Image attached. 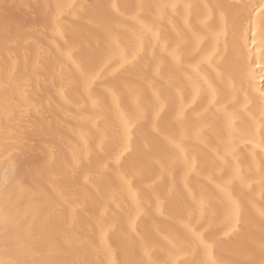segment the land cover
Masks as SVG:
<instances>
[{
    "label": "bare ground",
    "instance_id": "obj_1",
    "mask_svg": "<svg viewBox=\"0 0 264 264\" xmlns=\"http://www.w3.org/2000/svg\"><path fill=\"white\" fill-rule=\"evenodd\" d=\"M4 2L13 5L7 23L17 31L20 46L6 50V21L0 14V261H147L142 242L127 236L128 219L136 215L140 204L153 208L151 216L137 217L138 231L151 237L147 243L153 264H180L186 259L199 264L202 252L177 254L167 243L193 216L192 226L201 233L211 232V239L218 241L213 250L218 264H245L250 256L258 258L264 241L260 215L264 209V151L257 147L264 136V0H0ZM189 21L198 26L195 36L184 31ZM144 24L159 33L162 44L172 43L178 32L185 37L184 68L174 79L189 74L194 78L198 68L216 89L218 103L209 93L196 107L193 97L198 100L199 96L191 89L186 99L184 90L174 89L175 112L183 102L184 123H173L174 112L154 137L135 135L131 159L122 168L105 167L116 164V155L121 162L130 155L115 137L107 155L97 159L90 151L92 166L76 171L72 165L81 151V134L99 120L90 104L69 90L76 66L87 55L93 58L90 70L97 80L118 77L123 63L120 55ZM109 32L120 52L106 51L104 36ZM25 51L33 59H43L48 68V83L31 88L28 97L41 106L39 113L19 101L26 79L23 71L13 81L14 87L5 91L16 54L23 57ZM152 54L149 48V59ZM209 54L211 59H205ZM156 55H161L159 48ZM170 73L171 69H165V81ZM118 82L122 87L117 100L113 103L109 98L112 107L105 109L114 126H118L117 110L127 111L139 93L160 87L150 78ZM166 138L182 143L184 151L177 155ZM185 157L193 171L185 167ZM225 160L232 165L229 175L239 167L245 177L243 185L236 181L228 186V191L243 199V217L230 224L227 200L221 193L208 202L201 227V191L211 187L213 175L219 177ZM103 172L107 178L98 174ZM124 175L133 185L131 193L121 188ZM157 202L162 215L156 210ZM140 212L143 216V208Z\"/></svg>",
    "mask_w": 264,
    "mask_h": 264
},
{
    "label": "snow or ice",
    "instance_id": "obj_2",
    "mask_svg": "<svg viewBox=\"0 0 264 264\" xmlns=\"http://www.w3.org/2000/svg\"><path fill=\"white\" fill-rule=\"evenodd\" d=\"M13 5L4 2L0 3V14L5 18L4 26V41L5 48L8 51H13L20 46L17 37V31H15L8 23V13ZM62 6L57 5V8ZM141 8L145 7L143 5ZM152 7V6H147ZM264 10V5H261ZM208 27V25H205ZM197 25H193L190 21L185 26L184 31L191 33L193 36L197 33ZM104 42L106 45V51L108 53L120 52L119 44L115 41L113 35L109 32L104 36ZM187 46L185 37L181 33H176V39L172 43H161L159 33L155 31L153 27L147 24L141 26L139 34L129 40V43L125 45L120 60L123 61L121 65V71L118 77L112 79H101L97 80V76L93 73L91 65L93 64V58L90 56L81 57L80 63L76 66L74 72V78L72 79L69 90L81 97L85 101V105L91 106V111L96 113L99 117L96 125L90 127L87 133H82L80 137L81 151L76 154L73 158V168L76 171H83L92 166L93 160L89 152H95L97 159L103 158L108 154V147L112 139L119 137L123 150L129 152V157L125 158V161L121 162L119 155L113 157L116 164H109L105 167L111 168H122L125 163L131 159L130 145L133 137L137 134L148 139L154 137L159 129V125L162 122L169 120L173 117L176 105V94L174 89H180L185 91V99L187 96V90L191 91L199 96L195 101V106L199 107L203 101L207 98L210 93L215 101L216 89L213 88L212 83L208 81L207 77L200 74L197 68L195 77L189 74L187 77L180 76L179 79H174L178 70L184 68V62L181 59V55ZM153 49L151 58H148V49ZM159 48L161 55H156V49ZM211 55L205 57L210 60ZM215 55H219L218 52ZM21 62L23 68H21ZM119 63V61H117ZM15 64L12 70L11 76L6 77L5 91L9 88L14 87L13 81L17 80L18 74L22 71L25 73L26 79L23 84V91L19 93V101L21 106L28 104L29 109L34 108L37 113L40 112L41 106L38 104H32L28 97L30 95V89L36 86L44 87L48 83L46 73L48 72L47 64L43 59L37 57L33 59L27 51H25L23 57L16 54V59L13 62ZM155 65V66H154ZM165 69H171L169 78L165 81ZM130 78L137 80L152 79L160 84L159 88L153 87L151 91L144 90L139 93L130 108L127 111L121 112L116 111V120L118 126H114L110 123L109 118L106 115L105 109H110L112 105L108 103L109 98L115 103L117 100V93L121 89L122 85L118 81H125ZM56 75L53 74L52 82L55 84ZM60 95L63 96V88L60 90ZM264 101V97H261ZM218 103V101H215ZM213 103V107H215ZM195 108L189 111H194ZM226 112L227 110L224 109ZM187 119V114L182 107L179 112H175L173 123H184ZM101 123L104 125L101 127ZM231 123V116L229 117V124ZM153 127H149V125ZM264 127V123H262ZM97 141L99 143L97 144ZM166 143L171 144L176 150V154L184 151L182 143H177L174 139L166 138ZM257 147L264 151V136L261 137L260 144ZM98 149V150H97ZM165 151V149H161ZM123 155V153H120ZM185 167L189 171H193L194 166L192 162L185 157ZM232 165L227 160L224 161L221 166L219 177L213 175L209 179V187L207 190L201 191L200 198L198 200V206L201 210V222L199 226H203L204 222V210L208 207V202L217 195L223 194L227 200V211L229 216V222L235 219L237 222L240 221L244 214L243 199L240 196H236L234 192L228 191L229 185H234L236 181H239L241 185L244 184L245 177L242 170L239 167L232 169L229 175V169ZM102 177L107 178L108 173H98ZM198 174V173H194ZM151 175V173H149ZM227 177V178H226ZM145 177L141 176V180ZM219 179L222 183H215ZM121 188L127 189L131 193L133 185L129 182L127 175L120 177ZM264 182V181H262ZM143 208V216H141L140 209ZM156 210L163 214V208L159 206L157 202ZM153 214V208L151 205L144 207L140 204L137 208L136 215L131 216L127 222V236L130 241H141L143 254L148 257L147 261H140L138 264H153L151 260V248L147 241L151 239L148 234H141L138 231L139 224L137 217L141 219L151 216ZM260 215L264 218V209L260 210ZM193 216L185 225L182 232L177 233L172 239H168L169 250L177 254L185 253L192 255H199L201 252L204 254V258L199 261V264H218V261L213 258L214 245L218 241L212 240V233H201L197 227H193ZM231 230V228H230ZM0 264H4L0 261ZM45 264H55L54 261L45 262ZM166 264H175L174 261H168ZM180 264H196L195 260H184ZM245 264H264V241L259 245V257L256 258L254 255L250 256Z\"/></svg>",
    "mask_w": 264,
    "mask_h": 264
}]
</instances>
